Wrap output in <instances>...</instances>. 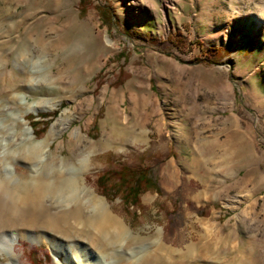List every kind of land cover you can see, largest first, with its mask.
<instances>
[{"label": "rangeland", "instance_id": "rangeland-1", "mask_svg": "<svg viewBox=\"0 0 264 264\" xmlns=\"http://www.w3.org/2000/svg\"><path fill=\"white\" fill-rule=\"evenodd\" d=\"M52 111L34 135L25 116ZM0 119L1 150L27 126L47 139L39 166L84 165L76 177L93 197L69 218L26 223L14 205L30 194L3 191L0 229L43 235L14 244L21 264H68L45 235L85 243L68 221L96 202L126 229L124 248L159 229L162 250L141 247L135 264H264V0H0ZM15 158L28 177L31 155ZM124 164L147 167L158 188L137 208L96 185Z\"/></svg>", "mask_w": 264, "mask_h": 264}, {"label": "bare ground", "instance_id": "bare-ground-1", "mask_svg": "<svg viewBox=\"0 0 264 264\" xmlns=\"http://www.w3.org/2000/svg\"><path fill=\"white\" fill-rule=\"evenodd\" d=\"M22 100L23 99H21V101ZM19 119H21V117H19ZM1 120L2 119H0V131H3L4 125ZM24 131L27 136L23 142L19 143V141H17L14 143V149L8 142L3 150L0 149V201L3 191H9L15 195V197L23 191L30 194L29 196H31V198L26 208L21 209L19 208L20 205H14L16 211H19L21 216V218H19L21 221H25L26 223L33 222L42 215V212H45L44 217L46 220H49V222L58 217L64 219L68 217L74 207L78 206L72 205L73 203L77 201L84 202V200L88 201L92 197L88 190H80L82 188L79 184L80 178L76 177L84 170V165L63 168L65 170H63L62 173L58 171L60 168H45L44 166H39V161L43 159L41 151L46 147L47 139L41 138L33 140L30 129L27 126ZM3 139L4 137L0 135V146L5 144ZM21 152L29 153L32 157L27 161V167L30 169L28 177H19L14 171L13 164L17 160L15 155ZM83 194L86 195L87 198L83 197ZM45 197L49 198L48 201L53 200V202L48 205H43L44 202L47 201ZM92 199L93 197L91 200ZM64 203L65 205H60ZM68 203H71V205H68ZM53 206L56 207L52 208ZM91 206V216L78 217L75 222L66 219L69 223V230L67 229L70 231L69 233L77 236L79 234L83 235L84 237L82 239L85 240L86 244L77 243L73 245L72 241L63 242L57 240L56 238L58 236L56 237V234L47 233V235H45L55 256L63 254L68 264H135L139 253L143 250L141 247H144L143 251L162 250L159 229L156 232L155 238L147 243L138 246L129 245L124 248L123 245L127 238L126 229L122 227V224H120L118 220L114 219L107 212L105 205L96 202ZM1 208L0 205V218L3 216ZM24 227L22 230L0 229V254L4 253L8 256V260L5 264H21L18 256L14 255V244L19 238L26 237L30 240L40 241L43 237L40 231ZM91 227L96 231L92 232L90 230ZM71 239H79V237ZM57 264L63 263L58 261Z\"/></svg>", "mask_w": 264, "mask_h": 264}, {"label": "trees", "instance_id": "trees-1", "mask_svg": "<svg viewBox=\"0 0 264 264\" xmlns=\"http://www.w3.org/2000/svg\"><path fill=\"white\" fill-rule=\"evenodd\" d=\"M82 0H80L81 2ZM101 22L112 25L111 13L107 7L97 6ZM216 52L214 51L213 54ZM213 62V61H211ZM54 114L52 112H38L36 115L28 114L25 118L28 120L34 135L41 133L47 123L46 119H42ZM39 117L40 119H35ZM96 185L98 190L106 197H119L122 204L130 205L132 208L139 207V195L147 190H157L156 182L151 179L148 168L142 165H119L111 167L106 171L97 174ZM44 257L49 259L48 253L43 251ZM33 255L37 253L35 246L29 250Z\"/></svg>", "mask_w": 264, "mask_h": 264}]
</instances>
